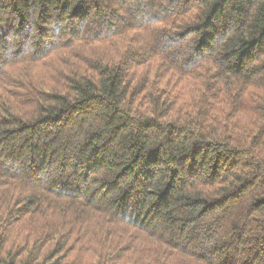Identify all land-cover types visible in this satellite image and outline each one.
I'll return each instance as SVG.
<instances>
[{
	"label": "trees",
	"instance_id": "trees-1",
	"mask_svg": "<svg viewBox=\"0 0 264 264\" xmlns=\"http://www.w3.org/2000/svg\"><path fill=\"white\" fill-rule=\"evenodd\" d=\"M0 264H264V0H0Z\"/></svg>",
	"mask_w": 264,
	"mask_h": 264
}]
</instances>
